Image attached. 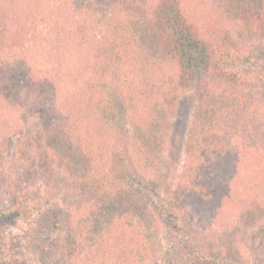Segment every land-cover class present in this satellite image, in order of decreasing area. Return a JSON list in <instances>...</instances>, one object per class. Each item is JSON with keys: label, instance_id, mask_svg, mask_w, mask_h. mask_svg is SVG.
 <instances>
[{"label": "trees", "instance_id": "16d2710c", "mask_svg": "<svg viewBox=\"0 0 264 264\" xmlns=\"http://www.w3.org/2000/svg\"><path fill=\"white\" fill-rule=\"evenodd\" d=\"M0 1V52L43 41L72 83L56 103L53 84L0 58V105L18 108L24 96L33 117L30 127L0 120V194L10 190L0 223L25 227L45 186L65 213L60 264H138L139 248L158 236L156 224L171 242L166 264H251L206 249L192 213L209 209L249 225L264 219V60L256 64L245 52L255 44L264 59V0H83L47 9L41 0ZM94 60L100 83L122 77L118 108L92 82L78 87L79 64ZM187 90L192 97L162 127ZM115 109L125 126L113 120ZM106 133L114 136L111 156L98 165L93 141L84 140ZM13 135L19 177L5 176ZM132 154L151 178H132ZM179 163L181 195L164 209L152 198L166 176L156 166L168 172Z\"/></svg>", "mask_w": 264, "mask_h": 264}, {"label": "rangeland", "instance_id": "374dc122", "mask_svg": "<svg viewBox=\"0 0 264 264\" xmlns=\"http://www.w3.org/2000/svg\"><path fill=\"white\" fill-rule=\"evenodd\" d=\"M46 7L64 6L74 7L83 0H41ZM1 2V1H0ZM4 11L11 13L8 7H2ZM17 14H21V7L15 9ZM13 13V12H12ZM14 14V13H13ZM13 20H9L8 28H13ZM5 51V50H4ZM73 50L67 51L72 53ZM247 58L252 62L259 64L263 62V56L260 55L255 48V44H251L246 48ZM13 57H16L15 59ZM0 58L3 59L5 65L13 68V70L21 71L23 73H31L42 77L54 85L55 94L52 99L57 103L61 98L70 94L72 91V83L63 79L62 74L64 70L59 71L56 64L49 61L50 57L48 51L44 46V42L37 41V43L26 44L24 47L14 52H0ZM17 59V61H16ZM90 66L91 68H86ZM99 65L94 60V64L89 62L88 65L79 64L78 87L86 85L87 82H92L93 90L104 100L109 101L112 106H118L120 100L115 96L117 91H121L122 77L120 80L108 78L106 80L98 81ZM94 70L99 71L94 72ZM61 74V76H60ZM86 91V88H85ZM51 97V95H50ZM192 94L187 90L183 95L179 96L175 101L176 107L172 112H169L167 118L163 120L162 127H166V121H172L177 116V105H180L182 100L190 99ZM20 106L18 108L9 107L7 102H3L0 106V120L4 123L24 127H30L33 123V117L27 109V100L24 96L20 97ZM54 102V103H55ZM51 104V102L46 105ZM142 105V104H141ZM182 105V104H181ZM118 108V107H116ZM179 108V107H178ZM113 120L117 126H125L124 117L118 109L114 110ZM90 123L83 127V131L90 133ZM87 129V130H86ZM85 144L89 145L93 141L92 147L95 148L96 160L94 163L100 165L101 159L106 162L110 160L112 146L114 143V136L108 133L103 136L91 137L90 134L85 137ZM105 143L104 146L102 143ZM7 152L5 155V176L16 175L20 176L23 170V165L15 158V152L18 147L17 135L10 136L6 142ZM85 145V146H86ZM91 147V146H90ZM89 146L87 148L90 149ZM161 159L167 160V151L169 144L163 142ZM99 148V149H96ZM108 148V149H107ZM106 149V151H105ZM106 152L104 155L103 153ZM103 155V158L101 156ZM132 167L135 168V173H132V178L136 179L135 174L140 173L145 177H152L148 171H145L139 166V159L135 154L131 156ZM181 164L178 168L168 172L162 171L160 166H156L157 174H164L165 176L161 182L153 187L156 191L152 194L155 202L163 205L164 209H168L169 203H176V199L181 192L179 190L178 178L181 172ZM91 167H93L91 165ZM164 168L165 166L162 165ZM162 172V173H159ZM134 174V175H133ZM37 208L33 209V213L27 218L25 227L14 228L0 223V264H60L58 249L63 246L64 242L60 237V229L65 225V213H63L62 203L56 201L53 196L48 193V190L41 187L36 193ZM10 207V190L6 189L0 194V210L6 211ZM169 210V209H168ZM199 215V216H198ZM193 220H196L194 234L198 237L206 249L210 251H220L233 255V260L240 259L241 261L247 259L251 264H264V219L258 220L256 223L249 225L243 224L237 217H231L226 213L218 214L209 209L201 213L193 215ZM53 217H57V228L53 227ZM156 231L158 236L147 241L139 248L140 255L143 257L138 264H166L170 259V245L168 235L161 225L156 224ZM130 240V237H128ZM134 243V242H132ZM150 243V244H149ZM135 244V243H134Z\"/></svg>", "mask_w": 264, "mask_h": 264}]
</instances>
